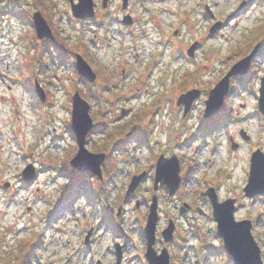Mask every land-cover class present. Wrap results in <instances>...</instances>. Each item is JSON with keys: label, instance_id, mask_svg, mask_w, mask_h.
Segmentation results:
<instances>
[{"label": "rangeland", "instance_id": "rangeland-1", "mask_svg": "<svg viewBox=\"0 0 264 264\" xmlns=\"http://www.w3.org/2000/svg\"><path fill=\"white\" fill-rule=\"evenodd\" d=\"M11 1L31 21L39 12L68 54L61 60L50 48L42 53L45 41L27 20L1 16L0 264H116L118 252L122 264H146L142 234L161 154L177 158L181 178L174 196L165 188L157 192L156 251L166 247L170 264H233L217 237L212 205L200 196L214 188L219 201L237 200L236 221H252L264 261V197L244 195L251 155L264 153L258 110L264 1L128 0L123 11V0H109L107 9L93 0V22L75 18L69 0H0V11ZM127 14L131 27L120 23ZM258 45L247 73L230 81L223 106L230 120L206 131L209 91ZM75 54L95 71L93 86L79 81ZM37 90L44 91L43 104ZM190 90L201 97L184 118L176 102ZM76 94L88 103L95 129L104 130L86 146L106 154L102 184L89 172L77 184L70 179L78 144L67 129ZM30 165L36 176L28 185L22 172ZM64 165L68 171H61ZM143 174L144 183L128 194L132 177ZM184 204L190 209L181 215ZM170 221L174 241L165 244L161 234Z\"/></svg>", "mask_w": 264, "mask_h": 264}, {"label": "water", "instance_id": "water-1", "mask_svg": "<svg viewBox=\"0 0 264 264\" xmlns=\"http://www.w3.org/2000/svg\"><path fill=\"white\" fill-rule=\"evenodd\" d=\"M71 4L72 15L80 20H90L95 16V8L93 0H69ZM104 7H107V0H104ZM127 7V0H124L123 8ZM125 24H131L129 17L125 18ZM33 25L36 30V35L39 40L45 38L52 39V31L47 24L46 19L39 13L33 15ZM220 24L211 29V33L218 30ZM196 45L189 51V56H193ZM259 45L255 47L253 52L237 63L231 71L224 77L214 89L210 91L208 100L206 101V110L204 118L208 119L215 116L223 106L226 95L229 93L230 79L235 75H244L247 73L251 61L258 51ZM76 69L78 74L90 83L96 80V74L90 65L80 56L76 55ZM39 96L44 102V91L37 90ZM200 91L192 90L183 94L178 99V106H185V116L189 112L193 102L200 97ZM259 111L264 116V78L261 80ZM90 107L88 103L83 100L78 94L73 97V111H72V131L76 137L79 150L77 155L72 159L71 166L79 172L91 171L94 175L102 177L101 165L105 161V154H92L87 148V136L94 128L93 121L90 116ZM237 144H232V148L236 149ZM34 168L32 165L23 171V176L26 182L33 180ZM180 165L176 157L165 159L161 157L158 160L155 176V190L167 186L170 196H172L180 185ZM144 174L135 177L129 187L128 193L136 190L139 184L144 180ZM245 195L248 198H255L257 196H264V153L260 150L252 155L250 178L247 187L245 188ZM204 197L210 199L213 208V217L217 223L218 237L222 238L225 244V250L234 260L235 264H264L262 260L261 250L252 235V222L244 220L237 222L234 214L237 210L236 200L229 199L220 202L218 195L214 188L208 189L202 194ZM158 201L157 196L153 197V203L150 207V214L148 223L145 228V236L148 244V251L146 258L149 264H170V256L168 250L165 248L159 255L154 246L156 244V232L158 217ZM185 208L181 209L183 214ZM174 224L171 222L169 227L163 232V239L165 243L173 240ZM121 256L118 254V263L120 264Z\"/></svg>", "mask_w": 264, "mask_h": 264}, {"label": "trees", "instance_id": "trees-1", "mask_svg": "<svg viewBox=\"0 0 264 264\" xmlns=\"http://www.w3.org/2000/svg\"><path fill=\"white\" fill-rule=\"evenodd\" d=\"M16 4L14 3V2H10V4L8 3V5H6L4 8H3V10L4 11H0V20H1V16H3V15H5V14H7L8 12H10V13H12V16H15L17 19H25V20H27V24H28V22L30 23V25L32 24L31 23V20H29L27 17H26V15H24L23 14V12H21V11H15L16 10ZM7 8H9V9H11V11H8L7 10ZM48 48H50V50L51 51H53L57 56H58V58H60L61 60H63L64 59V54H68V50L65 48V47H63L60 43H57V42H54V43H52V42H49V41H45V43L43 44V47H42V53H46V52H48V51H46V49H48ZM65 60V59H64ZM79 81L80 82H85L83 79H79ZM90 87H91V85H90ZM32 93L34 94V90L32 89ZM38 102V101H37ZM39 104L37 105V103H33L32 102V108H34V109H38V107H40V102H38ZM34 106V107H33ZM103 126H104V124H103ZM101 131V132H103L104 130L103 129H96L95 130V132L96 131ZM70 178L72 179V180H74V181H80L79 180V178H80V173H78V172H76L75 170H73L72 169V171H71V175H70Z\"/></svg>", "mask_w": 264, "mask_h": 264}, {"label": "flooded vegetation", "instance_id": "flooded-vegetation-1", "mask_svg": "<svg viewBox=\"0 0 264 264\" xmlns=\"http://www.w3.org/2000/svg\"><path fill=\"white\" fill-rule=\"evenodd\" d=\"M133 25V24H132Z\"/></svg>", "mask_w": 264, "mask_h": 264}]
</instances>
